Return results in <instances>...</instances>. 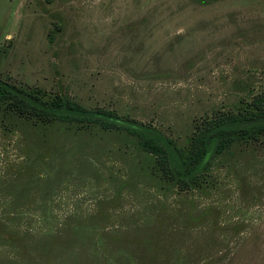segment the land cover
<instances>
[{
	"label": "rangeland",
	"instance_id": "374dc122",
	"mask_svg": "<svg viewBox=\"0 0 264 264\" xmlns=\"http://www.w3.org/2000/svg\"><path fill=\"white\" fill-rule=\"evenodd\" d=\"M0 78L185 146L264 97V0H0ZM154 165L125 132L0 102V264H264V140L197 187Z\"/></svg>",
	"mask_w": 264,
	"mask_h": 264
},
{
	"label": "trees",
	"instance_id": "16d2710c",
	"mask_svg": "<svg viewBox=\"0 0 264 264\" xmlns=\"http://www.w3.org/2000/svg\"><path fill=\"white\" fill-rule=\"evenodd\" d=\"M9 102L19 114L35 121L88 125L125 132L137 139L141 151L155 159L160 177L180 189L201 186L211 162L236 143L264 140V97L224 118L208 121L189 136L185 146L147 123L105 108H88L65 95L46 96L38 89L19 88L0 78V102Z\"/></svg>",
	"mask_w": 264,
	"mask_h": 264
}]
</instances>
